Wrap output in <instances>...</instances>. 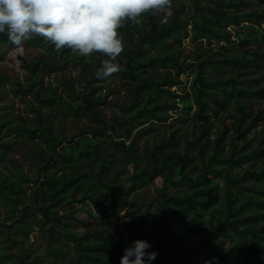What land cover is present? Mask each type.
Listing matches in <instances>:
<instances>
[{
  "label": "trees",
  "instance_id": "16d2710c",
  "mask_svg": "<svg viewBox=\"0 0 264 264\" xmlns=\"http://www.w3.org/2000/svg\"><path fill=\"white\" fill-rule=\"evenodd\" d=\"M118 32L124 46L115 61L120 71L112 75H121L130 86L132 101L119 106L111 121L103 118L102 102L94 97V85L107 78L97 76L107 57L93 53L81 60L83 71L94 72L84 93L71 86L68 97L57 92L44 96L40 64L63 69L73 51L57 50L38 36L30 39L54 65L24 60L37 78L29 87L17 81L11 93L35 99L33 122L0 115V159L14 148L13 136L43 142L47 153L35 151L40 158L35 176L20 169L1 174L0 207L13 216L0 222V232L7 234L0 264H120L124 249L138 239L158 252L153 264H264V109H254L256 102L264 103V0H170L166 9L142 14L139 23L125 20ZM186 39L195 45L192 49ZM5 43H12L6 31L0 33V58ZM182 75L192 77L189 88ZM183 85L182 94L172 91ZM54 106L61 115H54ZM172 113L193 120L194 137L181 148L178 127L167 141L138 153L137 126L149 130L167 123ZM65 118H86L92 125L69 138L63 134ZM220 118L223 126L212 139L213 120ZM226 120L233 121L231 128ZM261 125L263 138L253 146L249 135ZM247 146L253 148L247 151ZM116 153L123 156L127 176L112 174ZM222 183L231 190L224 192L225 210L217 215ZM151 184L158 186L153 203L161 225L150 232L134 220L123 234L115 214ZM80 211L95 212L99 228L77 232ZM35 225L50 238L49 256L14 263L15 237L27 238ZM197 237L202 238L199 244L190 247ZM225 243L227 249L221 246ZM64 247L67 256L57 259Z\"/></svg>",
  "mask_w": 264,
  "mask_h": 264
},
{
  "label": "rangeland",
  "instance_id": "374dc122",
  "mask_svg": "<svg viewBox=\"0 0 264 264\" xmlns=\"http://www.w3.org/2000/svg\"><path fill=\"white\" fill-rule=\"evenodd\" d=\"M158 10V9H156ZM166 15L169 16V10H166ZM185 46L188 49H192L195 45L189 43V39H186ZM214 49L218 48V45L213 46ZM72 59L65 65L63 69L48 66L42 67L41 63L38 69V75L43 76V84L45 87L44 96L52 95V92H57L62 94L65 97L70 95L71 86L74 87L77 93H84L88 80L91 79L93 71L87 69L83 71L81 66V60L87 57H81L75 52H72ZM185 56V55H183ZM33 64L35 62H46L53 64L52 60L48 57L47 53L40 47L36 46L33 42L29 40L25 41L21 46H16L13 43H5L1 52L0 58V77L4 78V81L0 84V115L12 116V117H23L26 122L31 124L33 121V116L31 115V109L36 106L35 99L30 96H20L16 97L11 93V85L15 84L17 81H20L24 87H29L32 82L37 78L31 75L30 71L25 68V62ZM181 79L186 83L187 88H189L192 77L187 75H182ZM96 88V94L94 97L96 100H100L102 105L99 107L100 113L104 119L111 121L114 114L118 112L119 106L124 107L129 105L132 101V93L130 86L125 82L121 75L115 74L108 76L105 82L94 85ZM184 85L182 87H173L172 91L178 93L184 92ZM257 105L254 108L256 111L258 109H264L263 102H256ZM54 115H61L60 109L56 106L53 108ZM172 119L167 123L157 124L151 129L147 130V125L142 126L138 125L135 133L141 130L139 137L135 139V148L138 153L143 154L147 148H153L154 144L161 142L162 140H168L172 131H175L178 127L182 128V138H181V148L185 143L187 138H193L195 133V124L190 117L181 118L178 113H172ZM223 119H214L215 126L211 131L212 139L215 134L218 126H223ZM226 123L230 126H233L232 120H226ZM65 129L63 134L69 138L75 136L79 130H83L88 125H92L86 118H80L78 120L65 118ZM262 124V123H261ZM264 124V120H263ZM263 125L254 129L249 135L250 144L253 146L257 145L263 138ZM121 131V130H120ZM199 132L197 131L196 134ZM233 132L228 134V138L232 136ZM15 140L14 148L7 154L4 159H0V177L1 174H9L11 170L20 169L24 174L29 176H35L38 170V163L40 158L35 154L36 150L47 153V147L43 142L40 141H29L26 140L24 136H13ZM228 139V140H229ZM38 144V146H37ZM253 146H247L245 149L249 151ZM243 145L239 148L242 150ZM230 145H226L225 155L229 152ZM200 161L197 162L199 166ZM127 168L124 166L123 156L120 153H116L115 162L112 165V174L114 172L121 171L126 173ZM127 176V174H125ZM125 178V177H124ZM123 186L126 187L127 183L124 180ZM222 192V201L218 207L214 209L215 214L220 215L224 212V203H225V193L230 191L231 188L222 183L220 185ZM158 191V186L151 184L148 187L137 192L135 196H130L127 206L123 209H120L115 214L117 219L118 226L123 234H127L129 230V225L134 221L138 220L145 223L148 226L150 232L158 228L161 225V213L156 207L154 199ZM237 194V192H234ZM116 194H123V191H117ZM80 207H74L76 210ZM78 210V209H77ZM13 215L9 212L8 209L0 207V222L9 221ZM96 213L91 216L89 213L80 211L77 213L76 217L78 218V225H76L75 230L79 233H84L87 230H95L100 226V220L96 217ZM10 224V222H8ZM172 223L176 224V220L172 219ZM18 241V244L11 252L14 256V263H19L26 260V257H30L31 261H38L49 256L48 246L50 238H48L45 233L39 228L38 225H35L32 229V232L26 238L24 236L15 237ZM24 240V247H22V240ZM201 237H197L189 242L190 247H195L201 241ZM65 244L67 239H63ZM63 241L58 240L57 243L61 244ZM7 243V234L6 232H0V252L4 250V247ZM224 249H227L229 244L225 243L221 245ZM62 254H57L55 257L61 259V257L67 256V247L63 249ZM217 264V262L215 263Z\"/></svg>",
  "mask_w": 264,
  "mask_h": 264
},
{
  "label": "clouds",
  "instance_id": "9594fccd",
  "mask_svg": "<svg viewBox=\"0 0 264 264\" xmlns=\"http://www.w3.org/2000/svg\"><path fill=\"white\" fill-rule=\"evenodd\" d=\"M170 0H0V33L21 46L41 37L55 49H71L81 57L102 53L98 77L120 71L116 63L123 50L118 32L125 20L139 23L142 14L164 10ZM149 241L138 239L124 249L120 264H153L158 252ZM215 259V258H213ZM211 264V261H205Z\"/></svg>",
  "mask_w": 264,
  "mask_h": 264
}]
</instances>
